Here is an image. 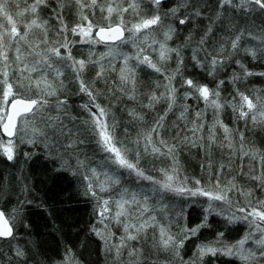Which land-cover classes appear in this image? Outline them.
Listing matches in <instances>:
<instances>
[{
  "label": "snow or ice",
  "instance_id": "1",
  "mask_svg": "<svg viewBox=\"0 0 264 264\" xmlns=\"http://www.w3.org/2000/svg\"><path fill=\"white\" fill-rule=\"evenodd\" d=\"M143 3L144 0H0V19L4 21L0 23V157L14 161L21 145L40 147L47 159L58 164L57 171L80 177L84 195L95 201L97 222L91 232L103 242L112 264H212L220 256L234 258L241 264H264V200L256 197L254 189L243 188L237 179V176L247 177L256 183V189L264 191V151L246 149L244 132L224 124L219 115L229 107L246 126L250 122L254 128L264 129V95H249L236 88L231 99L221 103L220 89L225 80H219L215 88H210L183 75L184 52L188 50L193 66L214 80L229 61L239 68L238 73H232L230 84L235 85L250 76L264 77V72H253L244 63L245 56L264 62V28L254 34L249 28L241 27L233 15L257 11L264 14V0H148L150 14L143 13ZM70 5L74 6L77 17V23L71 28L64 21L65 9ZM44 12L49 15H42ZM126 14L137 18L131 27ZM53 24L57 27L53 28ZM50 32L57 38L51 39ZM69 32L78 40L68 39ZM140 35L144 42L151 39V44L144 47L137 44ZM30 37H34L35 42ZM249 37L258 43L249 46ZM180 39L181 43L171 46L170 42ZM116 41H130L137 49L132 56L123 54V67L119 69L118 90L129 100H138L136 68L129 66L130 60L136 61V67L144 65L163 77L162 82L155 84L156 89L162 87L163 91L159 94L152 91L147 95L148 103L141 107L151 112L164 103L165 109L154 116L150 125L146 124L145 113L135 108L129 110L131 119L144 124L145 129L128 141L117 138L116 123L108 122L109 109L97 102L99 93L95 81L84 78L90 65H100L96 79L104 76L101 61L115 54L113 48L101 53L98 60L77 59L72 55L76 44L109 45ZM152 53L156 54V59ZM171 61L176 66L169 71L166 65ZM65 68L71 70L69 82L77 86L76 94L88 98L79 105L87 113V119L72 114ZM177 76L181 88L187 86L182 99L194 96L214 110L210 125L205 123L203 111H196L189 119V106L177 103L179 90L174 84ZM175 108L180 109L178 120L185 122L184 128L181 130L176 125L175 134L168 138L166 120L169 113L175 114ZM220 130L222 139L217 135ZM86 135H91L105 154L104 164L98 167L111 171H97V167L91 166L97 162L87 157L81 147ZM214 147L231 150L229 163L213 160ZM183 148L203 150L201 169L207 174L203 183V177L192 178L194 186L188 187L189 177L181 178L183 167L179 154ZM237 152L241 161L248 157L259 164L260 170L250 168L245 173L241 164L236 176L225 177L224 172L231 171L232 157ZM23 155L30 159L34 153L24 152ZM148 157L169 160L170 167L159 170L164 177L162 181L147 175L140 166L141 160ZM116 169L127 170L137 179L154 185L151 195L161 196L159 213L162 216L168 210V205L163 204L165 193L205 197L206 214L200 223L191 227L184 223L172 232L170 226L161 224L153 214L157 209L149 204L150 194L118 188L121 179L115 174ZM2 181L0 176V186ZM22 191L27 192V186ZM234 193H238L242 201H234ZM233 207L241 215L230 211ZM225 211H228V223L244 221L249 230L231 244L224 242V233L220 232L213 240L195 244L192 254L185 258L182 252L186 242L200 238L201 230L209 227L208 216L222 215ZM19 215L18 209L11 213L0 209V240L16 239ZM179 215L184 219L182 212ZM19 226L27 227L23 222ZM113 227L120 230L119 236L112 231ZM249 242L251 246H246ZM14 255L21 264H28L30 257L23 249L17 247ZM61 264H80V261L68 249Z\"/></svg>",
  "mask_w": 264,
  "mask_h": 264
},
{
  "label": "trees",
  "instance_id": "2",
  "mask_svg": "<svg viewBox=\"0 0 264 264\" xmlns=\"http://www.w3.org/2000/svg\"><path fill=\"white\" fill-rule=\"evenodd\" d=\"M21 8H23V4H21ZM141 8L143 13L150 14L148 0H144ZM42 15L47 16L49 13L44 12ZM233 15L241 27L249 28L254 34L264 28V14L258 11L247 14L234 13ZM96 18H100L99 11H97ZM125 19L129 21V27L137 20L135 16L130 14H126ZM64 21L69 28L77 23L74 6L65 9ZM0 23H4V21L0 19ZM56 27L57 25L53 24V28ZM67 35L70 40H78V37L73 36L70 32ZM127 35L129 36L126 32V39L128 38ZM49 36L51 39L57 38L54 32H50ZM136 42L144 47L151 44V39L144 42L143 35H140ZM181 42L182 39L176 40L175 43L170 42V44L175 47L176 44ZM247 43L249 46H255L258 42L249 37ZM109 47L113 48L115 54L111 57H105L101 61L105 69L104 76L96 79V72L99 71L100 65H90L85 71L84 78L86 81H95V87L99 93L97 102L102 107L109 109L108 122L110 124L116 123L117 138L128 141L135 139L137 133L145 129L144 124L131 119L128 115L129 110L135 108L137 112L145 113L146 124L150 125L154 116L162 113L165 109L164 103L158 104L155 111L151 112L141 107L142 104L148 103L147 95L152 91H156L157 94L163 91L162 87L160 89L155 88V84L162 82L163 77L144 65L136 67V61L130 60L129 66L136 68V95L138 97L137 101H131L118 90L120 85L119 69L123 67V54L132 56L137 50L130 41L127 43L118 41L109 45L76 44L72 48V55L77 59L91 58L98 60L100 54L107 52ZM184 56L186 69L183 75L185 78L193 79L200 84H208L210 88H215L219 80H225L226 83L220 89L221 103L230 100L236 88L249 95H264V77L262 76H250L233 85L228 81L234 71L239 72V68L231 61L217 74L214 80L205 71L193 66V63L188 59L190 56L188 50H185ZM152 57L153 59L157 58L155 53H152ZM244 63L253 72H264V62L261 60H253L250 56H245ZM175 66L174 61L166 65L169 71L174 69ZM113 68L116 70L113 71ZM63 71L72 114L87 119V113L79 105L86 103L88 98L76 94L78 91L77 86L69 82L72 79L71 70L65 68ZM174 84L179 90L177 103L189 106L188 118L191 119L196 111H203L204 121L207 125H210L214 119V110L211 107H206L203 100H197L194 96L182 99L183 91L187 86L181 88L179 76H177ZM174 112L175 114L169 113L166 120L168 138L175 134L176 125H179L181 130L184 128L185 122L178 120L180 109L175 108ZM219 115L224 124L233 130L244 132L246 149L255 148L264 151V129L254 128L250 122L246 126L243 120H237L236 114L229 107H225ZM217 135L222 139V130L218 131ZM84 139L86 142L81 146L82 151L91 160L97 162L91 166L97 167V171H111V169L98 167V165L102 166L104 164L105 154L98 149L93 137L86 135ZM235 145L238 149V137L235 139ZM24 152L34 153V155L29 159L23 155ZM230 153L231 150L227 148L214 147L212 158L217 162L227 164L229 163L228 156ZM83 158L82 156L81 159ZM179 159L183 167L180 174L181 178L185 175L189 177L188 187L194 186L192 178L201 179L203 177L202 183L206 181L207 174L201 169V164L204 163L202 149L183 148L179 154ZM241 164L244 166L245 173H248L250 168H255L257 172L260 170L259 164L251 161L248 157L241 161L237 152L232 157L231 171L225 170L224 176L227 178L236 176ZM140 166L145 169L147 175L162 181L164 177L159 170L169 168L170 162L164 158L148 157L146 160H141ZM57 168L58 164L47 159L40 147L21 145L20 154L14 161H7L5 158L0 157V176L3 177L2 186H0V209L8 213H11L13 209H18L20 213L17 221L16 239L11 242L0 240V264H21V261L14 255V250L17 247L23 249L30 257L28 264H61L68 249L72 250L80 264H112L111 256L105 252L103 242L91 232L93 224L97 222L95 201L84 195V184L80 177L67 171H57ZM115 174L121 179V186H118V188H127L133 192L143 191L150 195L154 189L151 182L137 179L134 174H129L127 170L116 169ZM237 179L243 188L254 189L256 197L264 200V191L256 189L255 182L248 180L247 177L237 176ZM25 186L28 188L27 192L22 191ZM102 195L107 196V194ZM232 199L242 201L243 198L238 193H234ZM160 200V195H151L149 204L156 207L157 211L153 214L156 215L157 220L165 226H170L172 232H176L178 226L184 223H187L189 227L200 223L206 214L204 212L207 207L205 197L165 193L163 204L168 205V210L163 216L159 213ZM241 206L243 205L241 204ZM230 211L236 212V208L233 207ZM181 212L184 219H181L179 215ZM227 214L228 211H225L222 215H209V227L201 230L199 239L192 238L186 242L182 255L187 258L194 251L195 244L200 243L202 240H213L220 232L224 233L223 240L225 243L231 244L241 239L245 232L249 230L248 225L244 221L228 223ZM236 215L241 214L236 212ZM20 222L26 224L27 227H20ZM97 226L99 227V225ZM112 231L116 232L117 236L120 235V230L116 227H113ZM246 246H251V242ZM161 259H163V256H161ZM212 264H241V262L231 257L220 256L218 259H214Z\"/></svg>",
  "mask_w": 264,
  "mask_h": 264
},
{
  "label": "rangeland",
  "instance_id": "3",
  "mask_svg": "<svg viewBox=\"0 0 264 264\" xmlns=\"http://www.w3.org/2000/svg\"><path fill=\"white\" fill-rule=\"evenodd\" d=\"M70 7H73V6L70 5ZM125 36H126V33H125ZM127 37H128V35H127ZM30 39H31L33 42H35V38H34V37H30ZM157 39H158V37H157Z\"/></svg>",
  "mask_w": 264,
  "mask_h": 264
},
{
  "label": "water",
  "instance_id": "4",
  "mask_svg": "<svg viewBox=\"0 0 264 264\" xmlns=\"http://www.w3.org/2000/svg\"><path fill=\"white\" fill-rule=\"evenodd\" d=\"M117 42V41H116ZM110 43H113V42H110Z\"/></svg>",
  "mask_w": 264,
  "mask_h": 264
},
{
  "label": "bare ground",
  "instance_id": "5",
  "mask_svg": "<svg viewBox=\"0 0 264 264\" xmlns=\"http://www.w3.org/2000/svg\"><path fill=\"white\" fill-rule=\"evenodd\" d=\"M118 42V41H117Z\"/></svg>",
  "mask_w": 264,
  "mask_h": 264
}]
</instances>
